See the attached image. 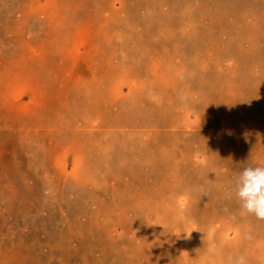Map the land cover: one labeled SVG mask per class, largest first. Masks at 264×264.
<instances>
[{
  "label": "rangeland",
  "instance_id": "1",
  "mask_svg": "<svg viewBox=\"0 0 264 264\" xmlns=\"http://www.w3.org/2000/svg\"><path fill=\"white\" fill-rule=\"evenodd\" d=\"M263 161L264 0H0V264H264L228 196Z\"/></svg>",
  "mask_w": 264,
  "mask_h": 264
},
{
  "label": "clouds",
  "instance_id": "2",
  "mask_svg": "<svg viewBox=\"0 0 264 264\" xmlns=\"http://www.w3.org/2000/svg\"><path fill=\"white\" fill-rule=\"evenodd\" d=\"M198 162L203 163V161ZM228 196L238 202L241 216L251 215L258 220H264V163L243 167L236 176L232 177ZM190 203L191 196L187 193L175 197L176 209L169 218V226L172 228V234L177 237L180 234H186L185 238H188L193 231H200L195 220L187 214ZM147 223L162 225L165 230L163 223ZM214 231L215 227L210 225L207 233L200 232L207 235L209 241L207 256L219 257V250L211 239ZM228 264H248V261L244 255H240L230 257Z\"/></svg>",
  "mask_w": 264,
  "mask_h": 264
},
{
  "label": "bare ground",
  "instance_id": "3",
  "mask_svg": "<svg viewBox=\"0 0 264 264\" xmlns=\"http://www.w3.org/2000/svg\"><path fill=\"white\" fill-rule=\"evenodd\" d=\"M49 1V4H54V2L56 1V0H48ZM190 1V0H189ZM182 2V1H181ZM28 4V3H27ZM204 4V3H203ZM31 5V4H30ZM83 5V4H82ZM98 5V4H97ZM144 5V4H143ZM54 6H57L56 5V3H55V5ZM223 6V5H222ZM96 7V6H95ZM172 7V6H171ZM258 7V6H257ZM49 8V7H48ZM148 8V7H147ZM113 9V8H112ZM214 9V8H213ZM101 10V9H100ZM48 11H50V10H48ZM102 12V11H101ZM153 12H154V10H153ZM54 13H56V12H54ZM211 13V12H210ZM215 13V12H214ZM43 14V13H42ZM209 15V14H208ZM212 18H213V16H212ZM156 19V18H155ZM170 19V18H169ZM157 20V19H156ZM62 21V20H61ZM112 21V20H111ZM63 22V21H62ZM262 22V21H261ZM89 23V22H88ZM162 23V22H161ZM82 25V24H81ZM88 25V24H87ZM167 25V24H166ZM259 26V25H258ZM55 27V26H54ZM173 27V26H172ZM81 28V27H80ZM53 29V28H52ZM78 29V28H77ZM101 29V28H100ZM138 29V28H137ZM186 29H187V27H186ZM115 30V29H114ZM183 30V29H182ZM189 30H191L192 31V29H189ZM188 30V31H189ZM54 31V30H53ZM17 31H15V33H16ZM178 32V31H177ZM53 33V32H52ZM61 33V32H60ZM80 33H82V36L81 35H79L80 36V40H78V43L77 44H75V48H74V51L72 52V55H74V58L76 59V61H77V63L79 62V57L81 58V57H83V55H87V54H89V53H91L90 51H92L91 50V48H90V46H89V37H90V34L89 33H87V32H85V31H82V32H80ZM170 33V32H169ZM179 33V32H178ZM193 33H194V31H193ZM55 34V33H54ZM12 36V35H11ZM54 36V35H53ZM71 36V35H70ZM187 36V35H186ZM193 36V35H192ZM50 37V36H49ZM222 37V36H221ZM73 38V37H72ZM188 38V37H187ZM186 38V39H187ZM223 38V37H222ZM3 40H4V38H3ZM122 40V39H121ZM128 40V39H127ZM254 40V39H253ZM17 41V40H16ZM188 41V40H187ZM67 42V41H66ZM62 43V42H61ZM113 43V42H112ZM21 44V43H20ZM68 44V43H67ZM190 44H191V42H190ZM63 46V45H62ZM200 46V45H199ZM192 47V46H191ZM209 47V46H208ZM93 48V47H92ZM41 49H43V46H42V48ZM192 51V50H191ZM35 52H36V50H35ZM208 52V51H207ZM8 53V52H7ZM94 53V52H93ZM209 53V52H208ZM251 53V52H250ZM56 54V53H55ZM199 54V53H198ZM90 55V54H89ZM91 55H92V53H91ZM90 55V56H91ZM195 55V54H194ZM263 55V54H262ZM94 56H95V54H94ZM111 57V56H110ZM49 58V57H48ZM84 58V57H83ZM82 58V59H83ZM92 58V57H91ZM186 58V57H185ZM237 58V57H236ZM87 59V58H86ZM93 60H95V59H93ZM174 62H176V61H174ZM21 63V62H20ZM62 63V62H61ZM237 63V62H236ZM22 64V63H21ZM130 64V63H129ZM194 65V64H193ZM254 65V64H253ZM75 66V65H74ZM249 66V65H248ZM41 67V66H40ZM114 67V66H113ZM118 67V66H117ZM116 67V68H117ZM75 68V67H74ZM240 68V67H239ZM54 69H56V68H54ZM122 69V68H121ZM74 70V69H73ZM108 70V69H107ZM177 71V70H176ZM94 72V71H93ZM96 73V72H95ZM94 74V73H93ZM121 75V74H120ZM47 76V75H46ZM124 77V76H123ZM126 77V76H125ZM52 78V77H51ZM70 78V77H69ZM126 79V78H125ZM125 79H123V80H125ZM71 80V79H70ZM88 80V79H87ZM90 80V79H89ZM119 80V79H118ZM112 81V80H111ZM21 82V81H20ZM114 83V82H113ZM98 84V83H97ZM82 85V84H81ZM27 86V85H26ZM26 86H22V87H18V89L16 90V97H18L19 99L23 96V95H28L29 96V103H31V104H34V105H37V101L39 100V98H40V91H36V90H33L31 87H26ZM48 87V86H47ZM160 87V86H159ZM113 89V88H112ZM117 89V88H116ZM105 91V90H104ZM65 94V93H64ZM84 94V93H83ZM87 94V93H86ZM120 94V93H119ZM91 95V94H90ZM206 96V95H205ZM132 97V96H131ZM75 99V98H74ZM85 99V98H84ZM89 99V98H88ZM92 99V98H91ZM114 99V98H113ZM77 101V100H76ZM120 101V100H119ZM79 102V101H78ZM77 104V103H76ZM79 104V103H78ZM113 104V103H112ZM80 105V104H79ZM92 109H93V107H92ZM91 109V110H92ZM254 109V108H253ZM96 110V109H95ZM138 114V113H137ZM216 114H217V112H216ZM146 116V115H145ZM216 116V115H215ZM38 117V116H37ZM76 119V118H75ZM77 120V119H76ZM214 120V119H213ZM99 123L102 121V120H100V119H98L97 120ZM97 121H96V123H94V122H92V126H93V128H86V131L88 132H90L91 134H98V132H99V129L97 128L96 129V126H97ZM133 121V120H132ZM101 126V125H100ZM22 129V128H21ZM20 129V130H21ZM27 130V129H26ZM49 132V131H48ZM151 133V132H150ZM26 135V134H25ZM52 137V136H51ZM84 140V139H83ZM132 141V140H131ZM83 143V142H82ZM124 143H126V142H124ZM254 144H255V142H254ZM81 145V144H80ZM23 149H24V147H23ZM72 149L73 148H71L70 150H71V152H70V154H72L74 151H72ZM144 149V148H143ZM153 152V151H152ZM35 155V154H34ZM234 155V154H233ZM239 157V156H238ZM35 159H36V157H35ZM59 160V159H58ZM264 162V161H263ZM39 163V162H38ZM95 164H97V163H95ZM177 167V166H176ZM207 171V170H206ZM77 172V171H76ZM202 172V171H201ZM90 173V172H89ZM70 174V173H69ZM77 174V173H76ZM105 175H106V173H105ZM109 178H110V176H109ZM164 178V177H163ZM95 179H96V177H95ZM181 179H182V177H181ZM211 182V181H210ZM179 183V182H178ZM96 184V183H95ZM177 184V183H176ZM215 185V184H214ZM72 186V185H71ZM131 186V185H130ZM178 186V185H177ZM75 187V186H74ZM73 187V188H74ZM80 187V186H79ZM78 187V188H79ZM83 187V186H82ZM81 188V187H80ZM116 188V187H115ZM124 188V187H123ZM134 189V188H133ZM137 189V188H136ZM82 190V189H81ZM86 190V189H85ZM123 190V189H122ZM128 190V189H127ZM139 189H137V191H138ZM167 190V189H166ZM182 190V189H181ZM212 191V190H211ZM81 192V191H80ZM124 192V191H123ZM140 192V191H139ZM213 192V191H212ZM123 194H126L125 192L123 193ZM142 194V193H141ZM93 196V195H92ZM128 196V195H127ZM125 198V197H124ZM130 198V197H129ZM62 201V200H61ZM89 204V203H88ZM93 204V203H92ZM129 204V203H128ZM85 205V204H84ZM80 206V205H79ZM108 206H109V204H108ZM116 206V205H115ZM129 206V205H128ZM110 207V206H109ZM114 207V206H113ZM126 207V206H125ZM79 208V207H78ZM129 208V207H128ZM131 208H132V206H131ZM202 208V207H201ZM120 209H121V207H120ZM140 210V209H139ZM203 210V209H202ZM120 211V210H119ZM99 212V211H98ZM143 212V211H142ZM115 213V212H114ZM121 213H122V210H121ZM145 213V212H144ZM82 214V213H81ZM167 214V213H166ZM98 216V215H97ZM129 216H130V214H129ZM199 217V216H198ZM138 218V217H137ZM130 219V218H129ZM132 221V220H131ZM134 224V223H133ZM136 228V227H135ZM103 229V228H102ZM128 232V231H127ZM164 233V232H163ZM169 233H171V232H169ZM125 235V234H124ZM147 237V236H146ZM149 237V236H148ZM147 237V238H148ZM156 237V236H155ZM154 237V238H155ZM180 237V236H179ZM157 238V237H156ZM113 239H115V238H113ZM166 239H167V237H166ZM165 239V240H166ZM137 240V239H136ZM144 240V239H143ZM253 240V239H252ZM139 241V240H138ZM220 241V240H219ZM262 241V240H261ZM178 243V242H177ZM179 245V244H178ZM165 246V245H164ZM166 247V246H165ZM181 249V248H180ZM84 250V249H83ZM226 251V250H225ZM235 251V250H234ZM255 252V251H254ZM1 253V252H0ZM141 254V253H140ZM185 256H186V254H185ZM82 257V256H81ZM220 257V256H219ZM50 258H52V257H50ZM188 259V258H187ZM219 259V258H218ZM264 260V259H263ZM262 260V261H263ZM264 262V261H263ZM177 264V263H176Z\"/></svg>",
  "mask_w": 264,
  "mask_h": 264
}]
</instances>
